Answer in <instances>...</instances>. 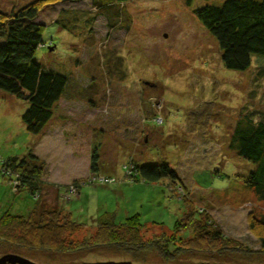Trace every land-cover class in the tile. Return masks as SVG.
Wrapping results in <instances>:
<instances>
[{"label":"rangeland","instance_id":"374dc122","mask_svg":"<svg viewBox=\"0 0 264 264\" xmlns=\"http://www.w3.org/2000/svg\"><path fill=\"white\" fill-rule=\"evenodd\" d=\"M33 1L0 0V11ZM101 1L40 6L36 22L44 25V45L34 59L68 81L54 106L60 122L52 121L38 136L21 121L28 104L0 93V217H27L37 203L27 189L15 190L11 176L1 171L4 161H19L33 150L44 165L43 201L58 202L84 225L74 240L92 234L96 220L108 213L116 223L138 218L147 226L142 240H157L153 237L165 231L160 241L169 244L175 232L176 240L191 237L192 227L182 221L192 213L193 222L201 212L239 245L236 264H264L250 227L251 218L264 213V203L245 184L251 165L230 148L239 121L264 120V57L253 56L246 71L225 69L217 42L184 0L110 6ZM94 149L100 161L96 176L89 170ZM164 162L178 180L146 183L127 176L134 163ZM0 246V257L17 255L35 264H213L207 250L191 256L174 252L171 259L156 251L133 258L105 246L83 257L49 258Z\"/></svg>","mask_w":264,"mask_h":264},{"label":"trees","instance_id":"16d2710c","mask_svg":"<svg viewBox=\"0 0 264 264\" xmlns=\"http://www.w3.org/2000/svg\"><path fill=\"white\" fill-rule=\"evenodd\" d=\"M79 1L82 0H35L12 12L0 11V93L28 104L21 121L26 131L34 136L42 134L52 121L60 122L59 117L55 116L54 106L61 98L68 81L64 75L43 68L34 59L36 50L44 45V25L36 22L40 6L52 2ZM129 1L103 0L99 4L124 5ZM194 1L196 0H184V3L192 9L200 24L217 42L220 60L225 69L246 71L251 66L253 56L264 57V0H224L218 5L210 4V0H197L204 4L193 6ZM48 45L49 49L52 48ZM241 121L233 131L230 148L251 165L245 184L258 201L264 203V120ZM99 163V155L94 149L89 165L91 175H99ZM43 168L44 165L33 150H28L19 161L9 159L1 165L2 174L11 176V183H15L11 186L15 190L18 188L19 192L27 189L37 202L27 217L8 214L0 217V244L10 251L39 253L49 258L52 255L78 257V254L83 257L97 247L106 246L115 252L128 253L133 258L156 251L162 257L171 259L174 252L191 256L192 253L207 250L206 254H210L207 258L213 264L239 262L237 257L242 253L235 251L239 249V245L227 240L220 228L201 212L193 222L189 219L192 218V213L182 221L183 226L192 227L193 235L176 240V232L172 233L173 237L167 240L169 244L160 241L162 237H166L165 231H160L159 237H153L158 238L157 240H142L141 232L147 226H142L138 218L126 217L124 222L116 223L114 216L108 213L96 220L92 234L74 240L73 236L81 229L84 230V225L73 221L58 202L48 206L43 201ZM133 168L130 175H127L131 180L136 181V177L146 183H156L163 179L178 180L177 172L165 162L141 166L134 163ZM251 220L250 227L256 232L261 250L264 251V213L255 215ZM174 227L176 231L179 222Z\"/></svg>","mask_w":264,"mask_h":264},{"label":"water","instance_id":"95a60500","mask_svg":"<svg viewBox=\"0 0 264 264\" xmlns=\"http://www.w3.org/2000/svg\"><path fill=\"white\" fill-rule=\"evenodd\" d=\"M0 264H35L17 255H5L0 257ZM98 264H130L129 262H104Z\"/></svg>","mask_w":264,"mask_h":264},{"label":"built area","instance_id":"2783aa9c","mask_svg":"<svg viewBox=\"0 0 264 264\" xmlns=\"http://www.w3.org/2000/svg\"><path fill=\"white\" fill-rule=\"evenodd\" d=\"M98 179H99V178H98ZM110 181H111V182H110ZM91 182H92V181H91ZM91 182H90V183H91ZM95 182H99V180H98V181H95ZM101 182H103V181H101ZM108 182H109V183H112V182H114V181L110 179V180H108ZM13 184H15V183H13ZM71 191H72V188H71ZM71 191H70V192H71Z\"/></svg>","mask_w":264,"mask_h":264},{"label":"bare ground","instance_id":"6f19581e","mask_svg":"<svg viewBox=\"0 0 264 264\" xmlns=\"http://www.w3.org/2000/svg\"><path fill=\"white\" fill-rule=\"evenodd\" d=\"M195 27V26H194ZM178 54V53H177ZM172 55V54H171Z\"/></svg>","mask_w":264,"mask_h":264}]
</instances>
